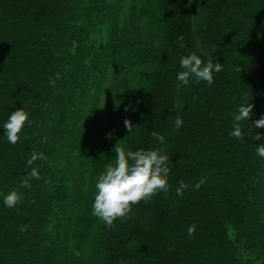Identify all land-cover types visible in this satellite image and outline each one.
Segmentation results:
<instances>
[{"label": "trees", "instance_id": "obj_1", "mask_svg": "<svg viewBox=\"0 0 264 264\" xmlns=\"http://www.w3.org/2000/svg\"><path fill=\"white\" fill-rule=\"evenodd\" d=\"M193 53L223 64L211 85L177 80ZM22 108L12 145L3 125ZM261 116L264 0H0V264H264ZM115 146L161 149L171 171L167 193L109 228L92 205ZM33 151L47 160L28 165ZM32 168L41 178L20 187Z\"/></svg>", "mask_w": 264, "mask_h": 264}, {"label": "clouds", "instance_id": "obj_2", "mask_svg": "<svg viewBox=\"0 0 264 264\" xmlns=\"http://www.w3.org/2000/svg\"><path fill=\"white\" fill-rule=\"evenodd\" d=\"M180 47H184V37H178ZM180 67L184 69L177 74V80L184 85H188L189 79L194 78L196 83L201 81L211 85L214 82V73L223 70V64L212 62V58H207V63L195 53L183 57L180 60ZM236 71L241 72L238 66ZM59 73L56 79H59ZM54 80H50V84H54ZM241 99L244 101L237 109V114H233L232 131L229 132L230 137L243 140L245 133L241 129V123L247 122L253 115L254 105L249 103L252 98L245 94ZM128 111V108H125ZM134 111V109H133ZM29 113L22 109L13 111L8 121L3 125L4 133L10 144L15 145L19 141L18 133L21 132L25 122L28 120ZM175 128L178 130L183 126V119L177 116L174 120ZM255 129L264 128V116L253 121ZM253 129V125L249 124ZM124 127L129 133L133 131V125L130 120H124ZM152 135L159 141L164 143V136L153 131ZM255 140H264V136L259 133L251 136ZM115 166L109 164L104 173L99 176L95 184L96 195L92 205V214L100 218L107 227L111 228L113 222L117 218H127V214L131 211V206L139 204L142 200L147 201L158 191L167 193L168 180L167 176L171 171L169 167V157L162 154L161 149L153 150H137L126 151L123 147L115 146ZM256 154L264 159V143L256 147ZM47 160L43 153L33 151L31 159L27 161L28 165H32L36 160ZM35 178L39 180L41 177L37 168H32L28 177L22 181L20 187L27 188L30 181ZM204 180L199 181L194 187L199 190ZM190 186L183 181L179 182L176 189L177 195H182ZM21 202V195L16 190L7 194L4 199V205L11 209ZM196 226L193 224L187 228V234L192 236L195 233Z\"/></svg>", "mask_w": 264, "mask_h": 264}]
</instances>
